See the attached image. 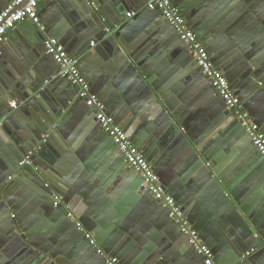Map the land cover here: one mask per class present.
Here are the masks:
<instances>
[{
	"label": "water",
	"instance_id": "water-1",
	"mask_svg": "<svg viewBox=\"0 0 264 264\" xmlns=\"http://www.w3.org/2000/svg\"><path fill=\"white\" fill-rule=\"evenodd\" d=\"M69 1L76 11L79 7L84 9L85 4L90 15L96 13V7L100 8L105 2H108L110 8L115 7L114 11L108 9L113 13L112 18L114 19L120 14L118 11L116 12V0H110V2L109 0ZM207 1L210 0H190V3L183 7L172 4L179 14H186L187 10L198 4V24H193V28L198 30V34L205 27L215 32L223 30L228 22L226 24L219 22L218 25L205 23L204 17L207 12H203L199 6ZM5 2L7 4L8 0ZM46 3L47 7H51V10L54 11L55 16L66 21L69 20L70 13H72L69 2L49 0ZM253 3L255 5H251V0H239V3L236 4L237 12H243L241 21L251 18V16L257 21L263 20L259 17L260 10L257 8L264 7V0H254ZM103 7L107 8V6ZM89 12H85V14ZM208 12L210 13V10ZM100 21L102 26L105 25L104 36H108V40L116 42L120 30H115V27L110 26L104 19ZM20 24L19 29L27 34L28 40H21L22 45H19V50L15 51V59L12 62L0 61V87L5 90L4 93L6 92V97L1 99L5 105L0 112V177L4 174L3 177L7 180H5L7 189L16 190L19 185L26 190L22 199L27 201V205L22 213L18 208L19 205H22L21 202L14 203L15 198L11 199L8 193H0V209H2L0 211V240L2 241L0 254L5 259V264H66L64 260L70 261L71 264H106L107 257L115 256H117V264H156L151 261L155 258L151 255L130 256L128 248L131 246L124 248L120 242L123 238L132 240L137 229L145 224L141 222L145 217L149 219L150 224L162 229L167 220L171 221L168 218L167 210L152 200L149 194L147 195L142 187L140 177L128 167L121 155L118 157L117 148L113 145L110 137L100 130L98 141L100 140L101 143L97 145L98 141L90 139V136L93 137L92 133L96 130V126L99 129L100 127L90 109L79 97L77 100L73 90H70L74 88L78 91V88L71 86L66 79L54 77L52 70H44L48 58L52 61L53 59L45 54L43 41L47 36L58 38L60 34L55 30L52 33L45 30L40 31L30 21H22L17 25ZM166 25L170 27L167 23ZM262 25L264 26L263 22ZM170 29L172 28L170 27ZM241 36L242 34L238 33L235 39L237 40L239 37L242 41L245 35ZM175 38L177 43H180L176 34ZM205 39L209 41L208 38ZM205 39L201 37L200 41ZM79 40L81 44L79 43L78 53L75 55L71 53L70 56L86 58L89 43L84 45L82 38ZM262 40L260 37L253 41L260 44L253 57L255 63H260V65H256L254 71L250 69L253 66L247 63L245 69L248 68V72L245 69L244 72L243 69L239 72L231 67L237 76V82L229 70L228 66L230 65H221L217 62L212 64L214 68L224 73L231 91L241 93L239 96L242 100H246V106L250 107L254 105V102L264 105V62H262L264 60V43ZM63 41L65 40L63 39ZM211 41L206 43L207 48L211 47ZM68 46L72 47L70 44ZM206 53L210 57L207 51ZM87 54H91V52L89 51ZM231 58L233 61L240 62L241 57L234 53ZM53 63L57 70V65L54 61ZM197 69L202 74L201 70ZM140 72L143 74L142 70ZM99 75L101 74L97 72L99 83L104 82L103 76L99 77ZM202 77L204 87L200 92L201 96L204 100H213L214 103L211 102L205 110L207 115L204 116L205 127L199 128L195 135L191 136L187 131L184 124L186 118L182 116L181 112L170 111L158 101L156 92H154L156 89L153 86L151 88L154 91L145 90V99H140V106L136 104L135 107L130 108L129 122L126 126H128V132H131V139L143 130L139 145L136 143V146L143 151L146 160L159 176L160 183L164 182L163 175L167 169L182 175L177 164L180 159L184 160L185 166L181 169L188 171L186 177L195 175L196 180L198 179L199 191L203 190L213 200L211 223L220 222V217L225 218L224 227L227 226L234 230L241 236V239L237 244H232L219 229L214 231V228L206 227L210 219L204 213L205 207L201 208L200 192L196 193L194 190H191V193L188 192L186 205H182L180 200L185 192L180 190L181 194L175 193L172 187L167 189L168 193L182 207L183 217L192 225L204 245L212 251L216 263L220 262L218 258L222 253L233 252L235 257L231 264H245L248 261L251 262L250 258L253 254L264 253V246H260L259 249L251 248L254 252L242 258L245 253L251 250H248L250 246L247 245L248 236L260 244L258 236H262L264 231V161L251 145L239 123L227 110L221 98L211 88L209 81L204 75ZM12 101H19L17 104L15 103L18 110L29 115L31 114L29 108L36 111L34 102L35 104L36 102L42 103V105H44L43 102L46 103V110L43 111L44 115L42 116L43 122L39 123L36 115L34 119L31 118L30 129L34 137L31 144L24 137L21 139L26 143L25 145L21 143L22 140H19L21 134L17 131L15 124L20 114L10 107ZM91 120L95 121L94 125L96 124V126L91 123L87 129L83 130V124L90 123ZM260 120L264 123V115ZM149 122H154V125ZM148 126H154V128L149 131ZM154 131L156 140L151 139ZM239 131L241 135L236 136ZM46 132L54 133L48 135V140L31 157L30 163L20 167L23 158L28 152L39 146L37 142H42L41 136ZM60 134L65 135L63 136L65 140L69 138L71 143L60 144L59 151L54 153L50 164L39 165L38 161L41 158L42 150L45 147L48 148L50 140ZM168 134L172 137L169 142H166L164 138ZM242 135H245L252 147L251 150L249 146H244V153H248L249 150L256 154L252 159L256 161L261 173L259 183L262 189L256 191V194L252 193L254 190H258L260 185L250 192L245 189L247 193L242 195L240 188H236L234 183H228L221 178L218 170L224 152H229V149L225 148L226 144L230 140L234 141L235 137H237L236 139L242 137ZM71 136L75 139L73 143ZM77 138L79 142L76 141ZM149 139H151L150 142H145ZM80 141L86 142V144L79 148L82 145L79 144ZM240 145H242V140L237 144V146ZM234 152L232 151V154ZM66 153L71 154L70 160H67ZM174 156L177 158L173 159ZM68 161L73 162V170L68 168ZM108 171L110 174H115L114 182L121 181L119 188H126L124 197L118 203L116 214L111 210H105V207L100 209L101 203L96 201L97 187ZM179 188L181 189V187ZM54 194L60 196L62 202L56 207L54 206ZM107 201L110 202V198ZM195 201H198L197 205H195ZM132 204L137 206L129 214ZM144 212L142 220L136 222L138 216L135 215ZM33 214H43L52 224H57L58 230L47 233L46 221L42 222V219L35 225V228L31 229L30 226L32 227L34 222L30 216ZM69 214L71 217H68ZM77 223L82 225L84 231L90 233L96 246L103 254L98 255L96 248L89 245L84 232L77 229ZM173 226L175 231L171 230L167 233L169 242L159 246L158 249L154 248L157 257L163 256L164 260L161 263L163 264L170 254L172 257L169 258V261L173 264H178L176 262L182 259L193 260L194 257L203 263V257L194 251L188 236L182 234L180 230L177 234L174 222ZM42 236H45L47 240L45 244H41L39 240V237ZM56 244L58 247L54 248ZM228 245L230 249L227 247ZM147 250L149 251L148 248ZM154 250L152 249V251ZM141 251L140 249L138 252ZM221 264L223 263L221 262Z\"/></svg>",
	"mask_w": 264,
	"mask_h": 264
},
{
	"label": "crops",
	"instance_id": "crops-1",
	"mask_svg": "<svg viewBox=\"0 0 264 264\" xmlns=\"http://www.w3.org/2000/svg\"><path fill=\"white\" fill-rule=\"evenodd\" d=\"M0 1L1 11L5 7L6 2L5 0ZM62 1L64 3L69 2V5L72 8V13H70L69 20L66 21L55 16L54 11L51 10V7H47V3L45 2L39 5L37 8L40 26L45 31H50L52 33V31L55 30L60 34V36L55 39L59 41V43L64 47L69 56L71 53H74V55L78 53V49L81 44L79 39L82 38V43L84 45L89 43L88 51H86V58L74 57V59L77 61L81 59L78 62L77 68L81 76L89 84L91 92L96 94L99 101L104 105L106 114L112 117L115 123L123 130L127 138L136 148V143L139 145V140L142 136L143 130L137 134L136 137H133V140L131 139V132H128V126H126V124L129 122L128 117L130 114V108L135 107L136 104L140 106V99H145V90L147 91V89H151L154 91V89L151 88L152 86L156 89L154 92H156V97L159 99L158 101L161 102L165 108L170 111L178 110L182 113V116L186 118L184 124L191 136L195 135L199 128L205 127L206 122L204 116H207L205 114V110L208 108L211 102H214L213 100H204L203 96H201L200 92L204 87V83L202 84L203 80L201 79L203 78V75L195 66L190 55L188 45L182 42L177 43L175 32L173 33L172 29L166 25V22L158 12H152L147 9L146 0H116V12L118 11L120 14L114 19L112 18L113 13L108 9L114 11L115 7L113 9L110 8L108 2L103 4V6H107V8L103 6L100 8L96 7V13H92L90 15V12L85 4L83 6L85 10L79 7L78 11H76L75 7L73 4L71 5L69 0ZM210 1H207L199 6L203 12H207V15L204 17L205 23L218 25L219 22H222L221 24H226V22H228V24L223 27V30L215 32L214 30L206 29L205 27L202 28L200 30V34H198V30L193 28L194 23L198 24V4H196L195 7L187 10L186 14H180V16L184 19L188 30L194 35L196 40L202 44L205 51L210 54L209 58L212 61L210 62L212 64L217 62L221 65H230L228 66L229 70L237 82V76L231 67L235 68L239 72H241L243 69L244 72L246 63L253 66L250 68L251 71H254L256 65H260V63H255L253 59L257 51L256 48H258L260 44L253 41L262 37V43H264V26L262 25V22L264 23V7L262 8L260 6L257 8V10H260L258 15L261 19H263L262 21H257L252 16L251 18L241 21L243 12H237L238 7L236 5L239 3V0ZM171 2L174 3V5L176 4L183 7L187 6V4L190 3V0H171ZM253 2L254 0H251V5H255ZM208 10H210V13ZM85 12L89 13L85 14ZM101 19L106 20L110 26L112 25L115 27V30H120L116 42L108 40V36H104L103 29L105 28V25H101ZM20 26L21 24L16 25L14 29L7 33L5 40L0 43V61L3 60L5 62V60H8L12 62L15 59V51L19 50V45H22L21 40H28L27 34H25L23 31H20ZM238 33L242 34V36L245 35L242 41L239 39V37L237 40L235 39V36ZM201 37L203 39L208 38L209 41L207 39L204 41L207 40L209 43L210 40H212L210 45L211 47L207 48L205 46L207 45V42L200 41ZM63 39L65 41H63ZM69 44L72 45V47H69ZM89 51L91 54H87ZM234 53L240 55V62H236L235 60L233 61L231 56L234 55ZM262 62H264V60ZM44 70H52L54 72V77H57V70L54 67V63L51 59L48 58L46 61ZM140 70L143 71V74L140 72ZM245 71L248 72V68L245 69ZM97 72L103 76L104 82L99 83L97 79ZM101 75H99V77ZM70 90H73L74 96L78 100V91L74 88H71ZM4 91L5 90L1 89L0 87V112L5 105V102H1V99L6 97V92L4 93ZM232 93L241 99L239 100L244 111L250 116L252 121L260 127V129L262 128V132L264 133V123L260 120L262 115H264V105L254 102L252 107L249 105L246 106V100H242V98L239 96L241 93L237 91H232ZM18 102L19 101L10 102V107H12L15 112H19L20 114V116L17 117L15 124L17 126V131L21 134V137L19 135V140L21 141V138L24 137L26 141L31 144L34 140L30 129L31 118L34 119L36 115L38 122H43L42 116L44 115L43 111L46 110V103L43 102L44 105H42V103L36 102L35 104L34 102L33 104L36 108V111L32 110V108H29V112L31 113L29 115L18 110V107H16ZM12 104L15 106L13 107ZM228 111L236 120L234 113L230 110ZM236 122L238 123L237 120ZM91 123L94 125L95 121L91 120L90 123L83 124V130L87 129ZM153 123L154 122H149V124L154 125ZM94 126H96V124ZM153 128L154 126H148L147 129L151 131ZM95 129L96 130L94 133H92L93 137L91 138L90 136V139L97 142L98 138L100 139L98 132L101 129H99L97 126ZM51 133L54 132H46L41 136V139L48 140V135H51ZM238 135H241L240 131L236 136ZM63 136L65 135H56L54 136V139L52 138L53 140H50L49 147H45L41 152L42 159H39V165L50 164L51 159L54 158V153L59 151L58 147L60 144L70 142L69 138L65 140V137ZM81 137L82 135L80 138ZM171 137L172 135L168 134L164 140L169 142ZM236 138L237 137H235L234 141L230 140L226 144L225 148L229 149V152H224V157L222 156L223 158L221 159L218 170L221 174V178L228 181V183H234L236 188H240V193L245 195L247 193L245 189H248V192H250L260 185L259 179L261 177V173L255 163L256 161L252 159V157L256 156V154L252 153L251 151L249 152V150L248 153H244V146H249L252 150V147L249 145L245 135H242V137L240 136L238 139ZM72 139L73 143L75 140L73 136H71V140ZM151 139L156 140L155 131L153 132ZM151 139L145 142H150ZM241 140L242 145L237 146ZM22 141L21 143H24L25 145L26 143ZM76 141L79 142L78 138ZM99 141L97 145L101 143ZM40 142L41 141L37 142V145H40ZM206 142L204 143V146ZM83 143L84 142L80 141L79 144L82 145L79 146V148L86 144V142L84 144ZM137 149L143 155V151H141L140 148ZM232 151L235 152L232 154ZM104 155L106 154L104 153ZM66 157L67 160H70L71 154L66 153ZM105 157L109 158L108 156ZM118 157H120L119 152ZM143 157L145 158L144 155ZM175 158H177V156L173 157V159ZM67 166L70 170H73L72 161H68ZM184 166V160L180 159L177 167L181 171L182 175L175 174L174 170L167 169L166 173L163 175V183L165 184L163 185V183H161L164 191L169 194L167 189H171L173 187L175 193L181 194L180 190L185 192L180 197L182 205L187 204L188 192L191 193V190H194L196 193L200 192L201 208L205 207L204 213L208 219H210L208 226L206 227L214 228V231H218L219 229L226 239H229L232 244H237L238 240L241 239V236L229 227H224L223 221L225 218L220 217V222L211 223V207L213 205V200L209 194L207 195L205 192H203V190L199 191L200 188L198 186V179L196 180L195 175H189L186 177L188 171L186 170V172L181 169ZM3 175L0 177V193H8V196L11 199L15 198L14 203L21 202L23 206L19 205L18 208L23 213V210L27 205V201L23 200L22 196L26 190H24L23 187L19 185L16 187V190L7 189V180L5 177H3ZM115 180V174H110V171L105 173L103 179L100 180V184L97 187L98 193L96 194V201L101 203L100 209L105 207V210H111L114 214H116L118 203L124 197L126 191V188H119L121 186V181L116 183L114 182ZM179 187H181V189ZM261 189L262 188L260 185L259 189L254 190L252 194H256ZM169 195L172 197L171 194ZM55 196L58 195L54 194V197ZM58 197L60 198L59 203L61 204V197ZM109 198L110 202L107 201ZM59 203H57V205ZM175 203L182 211V207L179 205V203L176 201ZM194 203L197 205L198 201H195ZM136 206L135 204H132V207L129 208V214H131L136 209ZM1 210L2 209H0V211ZM144 214L145 212L135 215L138 216L136 222L141 221ZM30 217L34 222L32 227L30 226L31 229L35 228V225L39 222V220L42 219V222L46 221L45 226L48 229L47 233L58 230L57 224H52L51 221L47 220L43 214H33ZM141 222L145 224H142L143 227L140 226V228L137 229L135 237L132 240H125L123 238L121 239L120 244L122 243V247L124 248L131 246L128 248L130 256H138L140 254H146L148 256L151 255L155 257L151 261L155 262L156 264H162L161 262L164 260L163 256L160 255L157 257L156 250H154V248L158 249L159 246L161 247L163 244L169 242L167 233L171 230L175 231L173 226L174 221L167 220L166 223L163 224L162 229H158L150 224L149 219L146 217ZM174 224L176 225L175 228L178 234V225L175 222ZM263 233L261 234L262 236ZM262 236H258L260 244L256 240L250 239L251 237L248 236L249 241L247 245H250L248 250L251 248L259 249L260 246H264V236L263 238ZM39 240L41 244H45L47 242L45 236L39 237ZM1 243L2 241L0 240V248L2 249ZM57 247L58 244L54 246V248ZM227 247L230 249L229 245ZM140 249L142 251L138 252ZM152 249L154 251H152ZM150 251L152 252L150 253ZM171 257L172 255L170 254V256L165 259L163 264H173L169 261V258L171 259ZM219 257V264H221V262L223 264H231L234 261L235 255L233 252H230V254L222 253L219 255ZM115 258L117 259V256H115ZM250 259H252L251 262L248 261L245 264H264V253L260 252L253 254ZM4 261L5 259L0 254V264H5ZM64 263L71 264V262L67 260H64ZM176 263L203 264L198 261V258L196 257H194L193 260H190L189 258L184 260L182 259Z\"/></svg>",
	"mask_w": 264,
	"mask_h": 264
},
{
	"label": "built area",
	"instance_id": "built-area-1",
	"mask_svg": "<svg viewBox=\"0 0 264 264\" xmlns=\"http://www.w3.org/2000/svg\"><path fill=\"white\" fill-rule=\"evenodd\" d=\"M48 1L49 0H8L6 6L0 11V43L5 40L7 33L22 21H30L42 31L43 29L39 24L37 8L42 3ZM146 7L149 11L158 12L175 32L179 41L188 45L195 66L201 70L204 77L209 81L211 88L221 98L225 107L234 113L236 120L248 137L251 145L264 161V133L244 111L239 98L232 93L223 73L213 67L204 47L188 30L184 19L174 8L171 0H147ZM43 45L46 54L53 59L58 67L56 75L66 79L71 86L78 88L79 99L82 100L94 114L101 131L110 137L124 162L140 177L145 191L154 201L158 202L167 210L168 218L178 225L180 232L188 236L189 243L194 251L203 257V264H218L214 260L212 251L204 245L192 225L183 217V213L176 205L174 199L163 190L158 175L143 157L142 153L130 142L126 134L115 123L112 117L106 114L104 105L99 101L96 94L91 92L89 84L81 76L77 68V60L70 57L64 47L55 38L45 37ZM12 106L14 107L15 105L12 104ZM45 141L46 139H42L41 144L26 155L21 161L20 167L30 163L31 157L41 149V145L44 144ZM8 180H10V178H8ZM54 199V206H56L60 198L55 196ZM68 217H71V215L69 214ZM76 227L78 230L83 231L79 223L76 224ZM83 232L86 239H88L89 245L96 248V253L98 255L103 254L96 246L91 235L85 231ZM253 252L254 250L251 249L249 252L245 253L242 258L249 256ZM106 264H117V259L115 257H107Z\"/></svg>",
	"mask_w": 264,
	"mask_h": 264
}]
</instances>
